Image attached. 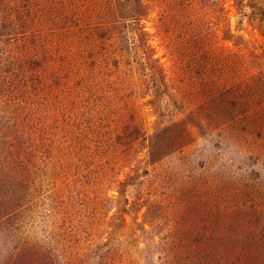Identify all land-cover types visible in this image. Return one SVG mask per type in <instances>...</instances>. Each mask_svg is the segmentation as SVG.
<instances>
[{"label":"rangeland","instance_id":"374dc122","mask_svg":"<svg viewBox=\"0 0 264 264\" xmlns=\"http://www.w3.org/2000/svg\"><path fill=\"white\" fill-rule=\"evenodd\" d=\"M141 1L161 113L152 91L135 99L129 57L136 81L100 64L117 70L118 52L94 51L107 54L74 84L81 19L45 32L4 12L6 40L38 34L44 85L20 78L0 131V264H264V0Z\"/></svg>","mask_w":264,"mask_h":264},{"label":"trees","instance_id":"16d2710c","mask_svg":"<svg viewBox=\"0 0 264 264\" xmlns=\"http://www.w3.org/2000/svg\"><path fill=\"white\" fill-rule=\"evenodd\" d=\"M122 9L126 12L119 15ZM4 12L6 14L8 12L10 20L13 21L17 20L16 14L19 15L20 20H22V26H24V20L36 15L38 21H43L39 23L43 25L45 32L50 24H54L55 18L57 22L65 21L70 24L81 19L74 25V28L82 31L79 35L73 34L75 37L74 42L76 40L79 51L75 52L77 56L72 62H74L76 67L83 68L85 71L74 77V84L79 88L82 87L81 80L85 79L89 74V68L96 61L94 59L100 58L99 55L107 54L99 53L98 57H95L93 52H105L103 49L106 48L110 50L109 53L113 51L114 53H120L121 58V61L116 63V66H118L117 70L113 68V65H109L107 60L100 63L104 64V67H107L108 70H114L109 71L108 74L115 77L118 71L121 70L123 75L124 71L120 69V64L125 59L124 57H129L131 63H127V65L130 66L132 63L138 65L140 81L143 82L142 86L139 87L140 95L138 93L134 94L135 99L140 101L143 99L142 95L145 94V91H152L151 97L149 96L150 105L160 113L161 110L163 112L162 101L163 94L167 91L164 89L166 81L164 80L163 71L161 68L157 69L156 59L148 50L150 48L146 37L148 34L142 24L147 11L141 0H118V8L116 0H3L0 8V31H7L9 28L5 24L6 16ZM11 12H15V15ZM40 16L42 17L41 20L39 19ZM9 26L10 31H12L13 26ZM29 35L32 36L31 42H23L18 38L9 41L5 39V35L0 36V103L1 106H6V108H0V131L3 127L10 125V121H16L12 116L14 112L18 111L19 104L23 103L21 97L23 98L26 93L20 78L29 76L30 82L35 84L34 88L44 85L41 82L44 65H39L40 62L35 56L38 50L34 39L36 40V35L38 34L31 33ZM43 36L41 35L39 38L41 44L45 43L42 40ZM91 36L92 38H90ZM88 38H90V43L86 41ZM85 41L87 47L91 50V57H87L80 49L81 43H85ZM96 64L94 63L93 66L95 67ZM130 73L126 72L124 75L128 76V79H132L131 81H136L137 77L134 74L129 75ZM37 83L39 84L36 85ZM146 83H149V86ZM8 89H11V91ZM162 89L164 90L162 91ZM6 97L7 99H5ZM166 108L169 109L170 106L167 105ZM26 116L28 115L26 114ZM116 137L121 140V144L124 143L126 138L132 140L131 136L122 131H119ZM50 160H52V157ZM204 166L202 165V167ZM186 168H188L190 175L194 172L197 173L199 170L194 165ZM156 211H160V209L156 207ZM154 218L157 219L159 217L156 216ZM9 243L12 245L13 240L9 239ZM105 257L106 255L102 254V256H95L92 260H94L95 264H100ZM90 261L88 259V262Z\"/></svg>","mask_w":264,"mask_h":264}]
</instances>
